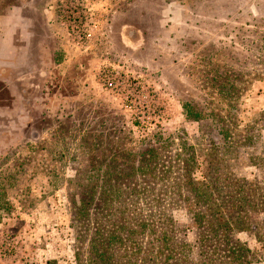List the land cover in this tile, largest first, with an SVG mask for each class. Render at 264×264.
<instances>
[{"label": "rangeland", "instance_id": "obj_1", "mask_svg": "<svg viewBox=\"0 0 264 264\" xmlns=\"http://www.w3.org/2000/svg\"><path fill=\"white\" fill-rule=\"evenodd\" d=\"M0 264H264V0H0Z\"/></svg>", "mask_w": 264, "mask_h": 264}, {"label": "trees", "instance_id": "obj_2", "mask_svg": "<svg viewBox=\"0 0 264 264\" xmlns=\"http://www.w3.org/2000/svg\"><path fill=\"white\" fill-rule=\"evenodd\" d=\"M210 225H212V224H210ZM225 225H226L225 223L220 222V223L218 224V226H217L216 228H214L212 231H214V232H218V231H220L221 228H222L223 226H225ZM240 252H241V251H240Z\"/></svg>", "mask_w": 264, "mask_h": 264}]
</instances>
